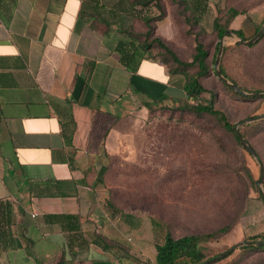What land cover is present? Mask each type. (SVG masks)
Here are the masks:
<instances>
[{
	"label": "crops",
	"instance_id": "crops-1",
	"mask_svg": "<svg viewBox=\"0 0 264 264\" xmlns=\"http://www.w3.org/2000/svg\"><path fill=\"white\" fill-rule=\"evenodd\" d=\"M227 2L0 0V264H156L97 177L116 121L182 98L185 78L140 48L126 67L119 50L142 18L170 46L176 18L200 25Z\"/></svg>",
	"mask_w": 264,
	"mask_h": 264
},
{
	"label": "rangeland",
	"instance_id": "rangeland-1",
	"mask_svg": "<svg viewBox=\"0 0 264 264\" xmlns=\"http://www.w3.org/2000/svg\"><path fill=\"white\" fill-rule=\"evenodd\" d=\"M256 1L228 0L216 6L217 11L210 7L200 25L191 19V13L187 20L176 18L178 29H174L170 47L178 50L180 58L190 59L194 38L198 39L207 49L210 63L218 42L212 28L214 17L222 21L226 9L233 7L239 12L242 38L248 39L264 24V0ZM179 15H185L183 8ZM238 38L235 33L224 35L227 48L220 65L245 92H264V35L249 46L233 44ZM203 83L215 93L214 106L239 125L257 157L214 118L197 115L172 100L138 108L118 119L108 137L102 187L109 204L129 222L128 242L141 238L149 243V251L152 244L162 241L166 230L179 237L226 226L225 232L199 245L204 259L240 242L264 241V178L257 184V159L264 167V118L245 121L264 114V96L235 93L214 73ZM251 245H240L212 264H264V246ZM136 260L133 264H151L140 257Z\"/></svg>",
	"mask_w": 264,
	"mask_h": 264
},
{
	"label": "trees",
	"instance_id": "trees-1",
	"mask_svg": "<svg viewBox=\"0 0 264 264\" xmlns=\"http://www.w3.org/2000/svg\"><path fill=\"white\" fill-rule=\"evenodd\" d=\"M225 14L226 15L222 21L219 20L218 17H216L213 21V30L216 34V37L218 38V42L215 46V50L212 55L210 63H208L207 61L208 58L207 49L205 48L204 44L200 42V40L195 38L193 41L194 42L193 52L191 54L190 59L184 60L180 58L177 55V53L167 43H165V41L163 40L161 41L159 37L152 36L153 26L150 24V22L153 21L152 18H142L145 25L147 26L146 32L143 34L133 33L132 34L133 41L131 42L132 51L129 50L128 48L121 49L119 50V55L122 63H124V65L128 67L130 63H134V58L136 55H138L137 52L135 51L140 48L144 50V53H146L147 57H156L157 59H159V61H161L167 67V72L182 73L185 78V82L183 86L184 96L174 101L180 103L184 109L192 111L197 115L205 114L214 118V120L218 122L223 129L232 132L235 140L238 142V144H240L233 129L235 124H232L229 121L227 115L222 111V109L220 110L214 106L215 93L211 89L207 88L203 83L204 78L208 77L211 73L215 74L214 61L219 46V39L221 38L222 35L228 34V32L230 31L229 24L231 20L238 14V12L233 7L229 6L226 9ZM260 28L261 27H258L257 31ZM231 33H235L237 36L242 37V31L239 29L231 30ZM263 35H264V31L261 33L260 37H262ZM152 46L157 47L158 51L156 52L150 51L149 49ZM226 48L227 47H224L223 52L226 50ZM131 69L135 70V67L132 66ZM219 69L225 77L230 79L233 83L237 84L236 81L228 77L222 65L219 66ZM222 84L224 83L222 82ZM238 86L242 90H246L242 86L240 85ZM227 88H229V86H227ZM234 92L238 93L237 91ZM150 106L151 105H148V107ZM240 134L248 142V139L241 131ZM103 172H104V167H101L100 170L98 171V177H97V179L100 182H102ZM249 177H251L250 174ZM110 206L113 207L112 204H110ZM113 208L116 210L115 207ZM226 230L227 227L224 226L215 231H211L208 233L195 234V235L186 234L179 237H174L170 233V231L166 230L163 235V241L161 243L155 244L156 264H200L207 258L204 259L205 258L204 252L201 246L199 245L202 242L207 241L208 239L214 238L218 233H223ZM253 246L260 247L255 244L251 245L250 247ZM62 262L63 261L60 260L58 264H62Z\"/></svg>",
	"mask_w": 264,
	"mask_h": 264
},
{
	"label": "water",
	"instance_id": "water-1",
	"mask_svg": "<svg viewBox=\"0 0 264 264\" xmlns=\"http://www.w3.org/2000/svg\"><path fill=\"white\" fill-rule=\"evenodd\" d=\"M263 31H264V24L261 26V28L252 37H250L248 39H244V38L240 37V38L234 40L233 44L244 45V46L252 45L253 43L256 42V40L259 39V37L261 36V33ZM228 33H231V32L229 31ZM224 35H222L221 38L219 39V46H218V50H217V53L215 56V61H214V71H215L216 77L221 82H223L225 85L229 86L230 88H232L233 90L237 91L240 94L247 95V96H254V97L264 96V92H260V91L252 92V93L245 92L237 84L233 83L231 80H229L227 77H225L221 73V71L219 69V65L221 62V56H222L223 49L225 46V43L223 42L224 41ZM263 118H264V114H261V115L250 117V118L246 119L245 121L251 122V121L261 120ZM238 128H239V125L235 124L233 129H234L235 135L237 136L241 146L243 148H245L249 153H251L254 156V158H256L257 156H256L253 148L248 144L246 139L240 134V129H238ZM257 160H258L259 171H260L259 178L257 180V184L261 185L263 182V178H264V167H263V164L261 163V161L259 159H257ZM261 197H262V200L264 202V193L261 194ZM251 244L264 246V241L263 240H247L244 242L237 243L235 245H232L230 248H228L227 250H225L221 254L207 258L206 260H204L200 264H212V263L228 256L236 247H238L240 245H251Z\"/></svg>",
	"mask_w": 264,
	"mask_h": 264
}]
</instances>
